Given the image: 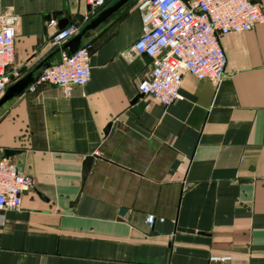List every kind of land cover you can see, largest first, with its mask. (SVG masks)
I'll return each instance as SVG.
<instances>
[{"label":"crops","instance_id":"obj_1","mask_svg":"<svg viewBox=\"0 0 264 264\" xmlns=\"http://www.w3.org/2000/svg\"><path fill=\"white\" fill-rule=\"evenodd\" d=\"M120 1L82 24L80 0H0V15L19 17L8 71L20 77L8 88L61 60L51 40L61 28L81 32ZM142 1L83 41L92 44L86 86L70 96L29 86L0 107V158L34 181L20 210H0V264H264V23L222 37L220 86L186 74L181 99H141L138 113V86L152 70V58L131 49Z\"/></svg>","mask_w":264,"mask_h":264},{"label":"built area","instance_id":"obj_2","mask_svg":"<svg viewBox=\"0 0 264 264\" xmlns=\"http://www.w3.org/2000/svg\"><path fill=\"white\" fill-rule=\"evenodd\" d=\"M88 10L87 23L107 0H80ZM142 18V36L132 51L152 58L150 76L139 86L144 100L163 105L182 98L183 78L191 74L220 86L226 74L227 58L221 44L230 33L253 30L264 23V5L259 0H143L138 5ZM19 17L13 12L0 15V96L20 77V71L9 73L15 60V41ZM80 24H71L52 36V46L61 48L77 35ZM92 44L85 43L73 54L63 52L61 60L45 67L30 86L49 84L63 88L70 96L75 86L84 87L91 79ZM34 187V181L8 158H0V210H20L23 195ZM155 218L149 216L153 227ZM214 261H230V256L214 255Z\"/></svg>","mask_w":264,"mask_h":264},{"label":"water","instance_id":"obj_3","mask_svg":"<svg viewBox=\"0 0 264 264\" xmlns=\"http://www.w3.org/2000/svg\"><path fill=\"white\" fill-rule=\"evenodd\" d=\"M129 0H121L118 4L115 6L108 8L107 10L103 11L98 17H96L94 20H92L80 33L75 35L73 38H71L69 41L65 42L63 46L59 49H57V52H60L61 50L66 52L68 55L73 54L75 51H77L81 46H83V41L85 39H88L90 37V32L94 29H96L100 24L105 22L113 13L120 8L123 4L128 2ZM53 17H56V15L50 16L49 18L52 19ZM65 21V20H63ZM65 23V22H63ZM64 30V29H63ZM62 28L59 31H63ZM48 67V66H47ZM32 76H28L21 80L18 83L13 84L10 86L5 94L0 98V107L4 105L6 102L11 100L12 98L18 96L22 92H24L31 84L33 83ZM143 99V96L140 94L133 102V104H137L136 112L140 113L142 110H144L147 106L146 101H141L139 104L138 102ZM13 152L6 150L4 152L5 157H9L12 155ZM94 161V157L88 156L85 158L84 164H83V172H82V187L84 186V183L87 179V176L90 172L92 163ZM81 193V192H80ZM80 196V194H79ZM79 196L77 197L76 201L79 199ZM125 210L121 211V215H124Z\"/></svg>","mask_w":264,"mask_h":264}]
</instances>
